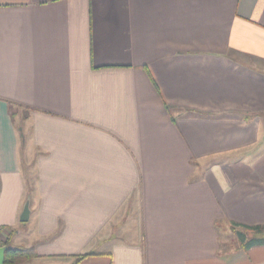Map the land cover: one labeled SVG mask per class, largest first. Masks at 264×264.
<instances>
[{
    "label": "crops",
    "instance_id": "crops-1",
    "mask_svg": "<svg viewBox=\"0 0 264 264\" xmlns=\"http://www.w3.org/2000/svg\"><path fill=\"white\" fill-rule=\"evenodd\" d=\"M232 225L264 227V0H0V230L25 264H264Z\"/></svg>",
    "mask_w": 264,
    "mask_h": 264
},
{
    "label": "trees",
    "instance_id": "trees-1",
    "mask_svg": "<svg viewBox=\"0 0 264 264\" xmlns=\"http://www.w3.org/2000/svg\"><path fill=\"white\" fill-rule=\"evenodd\" d=\"M231 230L234 232L240 247L247 249L252 246L264 245V235L256 236L258 233H264V227H247L232 225ZM251 234V235H249ZM11 234L6 236L4 241H0V246L8 247L4 252V264H25L26 261L38 257L33 247L13 246L10 242ZM86 254H79L76 257L81 259Z\"/></svg>",
    "mask_w": 264,
    "mask_h": 264
},
{
    "label": "rangeland",
    "instance_id": "rangeland-1",
    "mask_svg": "<svg viewBox=\"0 0 264 264\" xmlns=\"http://www.w3.org/2000/svg\"><path fill=\"white\" fill-rule=\"evenodd\" d=\"M11 111L15 113L16 115V119H15V124L18 128H20L21 132H24L25 134H27V127H22V122H21V115L24 113V110L21 108H17V107H13L11 108ZM26 154H27V158L30 159L31 158V147L30 145L27 146L26 149ZM231 230V229H230ZM2 232L4 233V235L8 236L9 234H11V236H13L15 233V231H13L12 229H10L9 227H3ZM227 237L229 238V236L231 237L229 241H231L233 246H240L238 243V240L234 234V232L231 230V233L227 230L226 232Z\"/></svg>",
    "mask_w": 264,
    "mask_h": 264
},
{
    "label": "water",
    "instance_id": "water-1",
    "mask_svg": "<svg viewBox=\"0 0 264 264\" xmlns=\"http://www.w3.org/2000/svg\"><path fill=\"white\" fill-rule=\"evenodd\" d=\"M30 208H29V199H26L22 211L19 215V221L21 223H25L29 220ZM8 247L0 246V264H4V252L7 250Z\"/></svg>",
    "mask_w": 264,
    "mask_h": 264
},
{
    "label": "built area",
    "instance_id": "built-area-1",
    "mask_svg": "<svg viewBox=\"0 0 264 264\" xmlns=\"http://www.w3.org/2000/svg\"><path fill=\"white\" fill-rule=\"evenodd\" d=\"M6 239V235L0 230V241H4Z\"/></svg>",
    "mask_w": 264,
    "mask_h": 264
}]
</instances>
